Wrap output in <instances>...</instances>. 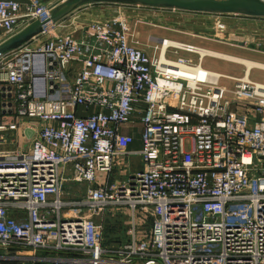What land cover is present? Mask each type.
Returning a JSON list of instances; mask_svg holds the SVG:
<instances>
[{
	"label": "built area",
	"instance_id": "built-area-1",
	"mask_svg": "<svg viewBox=\"0 0 264 264\" xmlns=\"http://www.w3.org/2000/svg\"><path fill=\"white\" fill-rule=\"evenodd\" d=\"M62 1L0 0V44L44 25L0 58V112L17 127L43 125L27 149L0 151V258L35 264L46 250L70 251L72 264H264V84L187 78L203 58L163 61L165 39L151 57L127 12L141 7L92 5L109 9L83 29L75 18L51 23ZM182 15H210L204 31L218 41L235 25L264 29L262 17ZM14 125H0V145ZM136 133L141 148L129 151ZM68 182L87 188L66 204ZM113 213L128 218L125 242L106 243L92 218Z\"/></svg>",
	"mask_w": 264,
	"mask_h": 264
},
{
	"label": "rangeland",
	"instance_id": "rangeland-1",
	"mask_svg": "<svg viewBox=\"0 0 264 264\" xmlns=\"http://www.w3.org/2000/svg\"><path fill=\"white\" fill-rule=\"evenodd\" d=\"M127 10L131 14L130 21L133 25V30L135 36L140 41L142 48L151 56L156 57L157 53H154L151 49V46L154 45V39L168 40L172 42L180 43L181 45H192L195 47V53H187L180 48L172 47L167 52V60L174 61L176 56L174 52H177V55L184 57L193 62V64L198 63V58H200L197 53L198 50L203 49L231 57H239L243 60H249L257 64H264V29L258 31V29H250L257 31L258 33L248 34L245 29L241 26H234L233 30L229 31L230 34L235 35L226 41L227 38H222L218 41L215 38H212L208 33H205L204 28L209 27L210 23L213 21L210 15L196 16V15H181L175 13H156L153 14L150 11L147 13L150 16H145L146 13L141 11ZM106 12L98 11L97 9L87 8L82 11H78L73 15H70L69 20L74 19V23L78 28L83 29L91 21L102 20L106 16ZM231 21V20H229ZM248 37H244V36ZM253 36V37H252ZM235 40L247 42V48L242 49L235 47ZM259 44V45H258ZM203 67L204 71L216 75H222L224 77L234 78V79H243L246 77V66L239 65L234 62H229L226 60L213 58L210 56L203 57ZM207 68V69H206ZM205 74L203 72L199 73V77L203 78ZM248 78L252 81H255L261 85L264 84V69L260 70L253 68L248 74ZM221 84L232 87L233 82L223 78L220 80ZM111 222L109 223V229H106L105 241L109 240L110 242L119 241L121 238L114 237L113 235L121 234L126 239H129L130 229L128 218L123 214L113 213L109 215ZM123 218V222L121 219ZM140 236H147L149 230L147 224H142L139 228ZM126 240V241H127ZM125 241V240H121ZM109 243V242H106ZM20 262H15L11 260H6L0 258V264H16Z\"/></svg>",
	"mask_w": 264,
	"mask_h": 264
},
{
	"label": "water",
	"instance_id": "water-1",
	"mask_svg": "<svg viewBox=\"0 0 264 264\" xmlns=\"http://www.w3.org/2000/svg\"><path fill=\"white\" fill-rule=\"evenodd\" d=\"M92 5H120L151 10L180 11L220 15H240L264 18V1L260 0H64L56 4L49 21L58 23L78 10ZM44 25L33 22L0 44V58L28 43L39 35Z\"/></svg>",
	"mask_w": 264,
	"mask_h": 264
},
{
	"label": "crops",
	"instance_id": "crops-1",
	"mask_svg": "<svg viewBox=\"0 0 264 264\" xmlns=\"http://www.w3.org/2000/svg\"><path fill=\"white\" fill-rule=\"evenodd\" d=\"M55 1H58V0H55ZM89 7L91 8L92 6L85 7L84 9L82 8L80 11L85 10ZM93 9H97L98 11L105 12V11H108L109 8L108 7H94ZM127 10H133V9L128 8ZM135 11H141L142 13H147V11H150V10L145 9V8H141V9L135 10ZM158 12L159 13H168V14L171 13L172 14L171 11H162V12L157 11V13ZM175 14H181L182 15V12H176ZM66 19H68V17ZM232 36L235 37V35H232V34H230L229 37H225V38H227L226 41H229V39H231ZM172 43H177V42H172ZM177 44H180V43H177ZM247 45H249V44L246 43L245 45H243V43H239V44H235V47L242 48L244 50L245 49L252 50L250 48H247ZM172 47H174V46H172ZM175 48H178V47H175ZM200 50L202 51L203 49H200ZM203 51H206L212 55H218L219 54V53H215V52H211V51H207V50H203ZM219 55H223V54H219ZM205 56H210L213 58L222 59V58L211 56V55H204L201 57L203 58ZM224 56H227V55H224ZM227 57H231V56H227ZM231 58L238 59V60L244 61V62L248 61L250 63H254V62L249 61V60H243L239 57L238 58L237 57L236 58L231 57ZM164 59L167 60L166 58H164ZM222 60H225V59H222ZM226 61H228V60H226ZM229 62H232V61H229ZM202 64H203V61H202ZM254 64H257V63H254ZM239 65L246 66V64H239ZM260 65H262V64H260ZM200 69H201V71H204L202 68H200ZM252 69L253 68H251L248 71V74L250 73V71ZM246 70H247V66H246ZM208 75H209V77H214V78L217 77L213 73H209ZM16 123H17V121H16V117L14 114L0 112V125L9 126V125H14ZM19 124H20L19 127H17V125H14L15 128H13V126H10L11 129L5 134L6 143L3 145H0V151H14L17 149H22V148L27 149L28 146L30 145L31 140H32L33 132L38 131V129H40L43 126L39 122H31V121H22V122H19ZM135 137H136L135 141L129 147V151H139L141 148V141L139 140V135L137 133H136ZM130 164H131V169L134 171L141 169V162L137 156L131 158ZM111 183L112 182L110 181V184ZM86 188H87L86 184H77V183H69V182L65 183L63 185L62 201L64 203L68 204V203H74V202L80 200L82 198V196L84 195ZM67 210H68V206L64 208V212L66 213V215L74 212V210H72V209H70L68 212H67ZM109 215L110 214H105V215L104 214L103 215L94 214V215H92V218L95 222L101 223L103 225L104 237H105L106 229L107 230L109 229L108 228L110 226L109 223L111 222V218H109ZM121 221L123 222V218L121 219ZM117 236L121 239L119 241H116V242H125L127 240L125 234H124V237H123L122 233L116 234V235H113V238L117 237ZM121 240H125V241H121ZM107 242H110V241L107 240ZM75 257L76 256L74 254H72L70 251H46V250H43V251H39L37 253V262L35 264H72L71 261ZM25 263L26 264H33L30 261L25 262ZM25 263H20V264H25Z\"/></svg>",
	"mask_w": 264,
	"mask_h": 264
},
{
	"label": "bare ground",
	"instance_id": "bare-ground-1",
	"mask_svg": "<svg viewBox=\"0 0 264 264\" xmlns=\"http://www.w3.org/2000/svg\"><path fill=\"white\" fill-rule=\"evenodd\" d=\"M166 45H169V46H174V47H178V48H181L182 47V45H180V44H177V43H172V41H168V40H166ZM201 56H204V55H211V56H215V57H219V58H222V59H225V60H228V61H232V62H234V63H237V64H246V66H247V70H246V76H248V71L251 69V68H257V69H264V65L262 64V65H260V64H254V63H250V62H248V61H240V60H238V59H234V58H231V57H227V56H224V55H212V54H209L208 52H206V51H201V50H198L197 51ZM162 60L163 61H165V59L164 58H166V57H164V55L162 54ZM167 59V58H166ZM200 70V71H199ZM200 72H203L204 74H205V76L203 77V78H201V79H206V80H214L215 78L214 77H209V73L208 72H206V71H201V69L199 68V69H196L195 71H193V70H182V73L184 74V76L185 77H187V78H191V77H198L199 76V73ZM216 75V74H215ZM217 76V75H216Z\"/></svg>",
	"mask_w": 264,
	"mask_h": 264
},
{
	"label": "trees",
	"instance_id": "trees-1",
	"mask_svg": "<svg viewBox=\"0 0 264 264\" xmlns=\"http://www.w3.org/2000/svg\"><path fill=\"white\" fill-rule=\"evenodd\" d=\"M93 6H97V5H93ZM20 263H22V262H20ZM20 263H16V264H20ZM26 264V263H25Z\"/></svg>",
	"mask_w": 264,
	"mask_h": 264
}]
</instances>
